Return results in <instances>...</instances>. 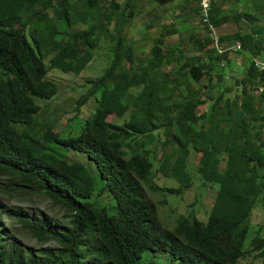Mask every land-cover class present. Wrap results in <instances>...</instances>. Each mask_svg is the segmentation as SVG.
I'll return each instance as SVG.
<instances>
[{"label": "trees", "instance_id": "obj_1", "mask_svg": "<svg viewBox=\"0 0 264 264\" xmlns=\"http://www.w3.org/2000/svg\"><path fill=\"white\" fill-rule=\"evenodd\" d=\"M194 1L185 0V13L177 17L191 12L199 18ZM138 4L0 0V191L23 199L43 195L69 219L62 225L41 210L22 205L5 210L0 204V264H264V235L256 232L246 245L254 210L264 209V69L256 65L264 62V25L254 23L252 12L229 14L223 2L213 0L216 27L239 25L220 34L221 40H240L237 52L249 59L244 73L235 76L239 92L231 98L234 85L226 71L233 60L211 46L210 35L190 31L197 54H187L181 36L164 51L166 37L188 29L185 21L180 28L163 24L147 57L136 56L125 28ZM150 14L154 21L147 29L160 18ZM56 17L85 27L53 33ZM244 20L253 23L249 30ZM103 39L113 43L111 63L77 100L78 112L89 111L76 113L79 128L64 134L41 104L59 93L48 74L53 69L80 74ZM173 62L176 67H170ZM213 71L216 85L225 87L217 93ZM206 77L210 88L202 96ZM182 85L184 93L176 99ZM209 100L210 110L199 112ZM110 114L124 122L111 124ZM191 152L200 153L197 171L204 183L218 185L216 195L206 219L194 211L181 213L170 229L158 220L145 185L160 189L152 182L156 158L159 171L180 182L179 190L188 188ZM3 214L17 219V231L54 244L27 248Z\"/></svg>", "mask_w": 264, "mask_h": 264}, {"label": "rangeland", "instance_id": "obj_2", "mask_svg": "<svg viewBox=\"0 0 264 264\" xmlns=\"http://www.w3.org/2000/svg\"><path fill=\"white\" fill-rule=\"evenodd\" d=\"M71 5L80 3L87 4V0H70ZM122 6H125L128 0H118ZM139 4L136 9V15L131 18L130 23L126 26L125 31L128 34V43L132 44L137 57H147L149 54L154 38L159 35L160 29L163 24H168L174 22L177 28H180L182 23L185 21L187 25V30H181L179 33L172 36L166 37V47L164 51H167L168 47L179 42V37H182V48L187 51V54H197L195 51L191 50V41L189 39L190 31L194 30L201 37L206 34L204 27L200 23V20L195 14L188 12L183 17H177L178 14L185 13L182 4L185 0H174L172 3L159 5L153 0H138ZM218 2L219 0H215ZM224 3L227 13H235L237 9H245L249 12L254 13L256 16L255 24L264 25V0H220ZM196 1L191 0L190 5H194ZM82 8H78L81 10ZM150 11H155L159 15V19L154 22L153 28L147 29V24L153 22L154 16L150 14ZM56 23L51 28L53 33L65 32L73 33L81 30L85 26L82 23H78L72 26H68L65 22H62L56 17ZM242 25L246 27L247 30L252 27L253 23L251 21L244 20ZM239 25L235 21H229L218 27L216 30L219 34H229L237 31ZM59 37L60 34H57ZM113 44V43H112ZM107 40H102L95 50L93 59L88 63L86 69H84L80 74L64 73L60 70L53 69L49 72L48 77L55 81L59 86V93L49 100L37 99L38 102L41 101L44 109L47 111L49 118L57 119L58 124L62 125V133L67 134L70 129H78L79 125L75 121L76 113L84 116L89 111L87 108L83 107L81 112L76 110L77 100L88 90L91 85V81L102 76L112 60L113 46ZM228 54L232 58L230 67L227 68L226 77L227 82L234 85L233 90L230 91L229 95L231 98L239 91L235 84V76L243 74L242 68L245 66V62L249 59L244 53L237 51H228ZM264 60V53L260 57ZM47 62V61H46ZM170 67H176L177 65L173 62ZM235 67L232 68L231 66ZM169 67V68H170ZM238 68L240 70H238ZM242 70V71H241ZM212 83L216 85L217 75L213 71ZM204 87L202 88V96L208 93L210 88L209 78L206 77L201 81ZM200 83H194L195 87L201 85ZM185 85H182L175 93V98L179 99L181 97L180 92L184 93ZM219 89H225L224 86H217L214 88L212 93H217ZM256 92V91H255ZM212 101L209 100L206 104L201 105L198 108L199 112L209 111ZM54 112V114H53ZM108 120L111 124H122L124 122L123 118H119L116 114H110ZM200 158V153L191 152L188 154L187 171L192 176V184L188 188H183L179 190L181 184L175 178L170 177L165 172H160L158 166L160 162L155 158L153 160L155 177L152 182L159 186L158 191H152L147 185H145L146 192L148 193L149 199L156 204L158 208V220L167 228H173L175 224L176 217L181 213L187 214L188 212L194 211L200 219H206L207 214L211 208L213 200L216 195L217 184L204 183L197 171V164ZM0 204L6 206L5 210L9 207H14L16 205H22L30 211L35 209L37 211L41 210L45 215L53 220L54 223H62L66 225L68 223V218L65 217L64 211L55 206L51 200L45 198L43 195L34 196L31 199H23L17 196H10L9 194L2 193L0 191ZM3 222L15 230L18 239L27 248H43L48 245L54 244L53 242H43L40 243L35 238L31 237L27 232L17 231L15 228H19L20 224L16 218L10 217L7 214H3ZM251 231L246 240V245L249 243L251 237L256 232H261L264 235V209L256 208L254 210L251 219ZM252 261V260H251ZM251 264V263H249ZM253 264H258L254 262Z\"/></svg>", "mask_w": 264, "mask_h": 264}, {"label": "built area", "instance_id": "obj_3", "mask_svg": "<svg viewBox=\"0 0 264 264\" xmlns=\"http://www.w3.org/2000/svg\"><path fill=\"white\" fill-rule=\"evenodd\" d=\"M199 5V20L206 34L212 37L211 46L214 47L218 53L222 54L228 51H238L242 48V43L240 40L234 42L222 41L220 34L216 30V26L211 21V8L213 0H198ZM222 67L226 66V61L222 60L220 62ZM256 65L264 69V62L256 60Z\"/></svg>", "mask_w": 264, "mask_h": 264}, {"label": "crops", "instance_id": "obj_4", "mask_svg": "<svg viewBox=\"0 0 264 264\" xmlns=\"http://www.w3.org/2000/svg\"><path fill=\"white\" fill-rule=\"evenodd\" d=\"M219 1H220V0H219ZM219 1H218V2H219ZM221 2H222V1H221ZM238 2H239V1H238ZM239 3H242V1H241V2H239ZM223 8L225 9L224 3H223Z\"/></svg>", "mask_w": 264, "mask_h": 264}]
</instances>
